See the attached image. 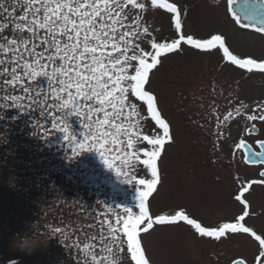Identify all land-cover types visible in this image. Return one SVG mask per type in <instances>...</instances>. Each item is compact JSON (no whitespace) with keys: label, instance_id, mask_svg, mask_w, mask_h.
Returning a JSON list of instances; mask_svg holds the SVG:
<instances>
[{"label":"rangeland","instance_id":"374dc122","mask_svg":"<svg viewBox=\"0 0 264 264\" xmlns=\"http://www.w3.org/2000/svg\"><path fill=\"white\" fill-rule=\"evenodd\" d=\"M163 2L180 8L185 36L203 39L221 34L234 55L250 57L258 63L264 61V36L239 27L225 3L216 0ZM137 3H143L144 9L128 5L122 13L127 17L126 27L118 26V33L134 30L137 22L139 31L148 28L147 34L133 40L136 53L154 51L153 43L178 39L172 14L167 9L153 5L151 0H137ZM5 7L11 11L13 6L5 0ZM15 15H20V11ZM11 29L10 24L4 35L16 36ZM10 57L11 52L7 57L0 53V59ZM160 60L161 63L150 71L145 88L157 97V108L169 124L171 141L165 142L157 159L160 182L146 201L149 215H175L183 210L205 228L218 227L228 220L234 222L238 212L224 219L227 210L226 213L214 211L225 203L224 188L216 178L214 161L221 163L224 156H240L236 145L239 133L237 135L234 126L231 131L225 128L227 113L223 112H228V108H220V94L225 91L226 94L236 81L247 83L249 91L264 94L263 84L259 83L264 79V70L253 66L249 71L232 65L219 47L201 51L183 42L180 50L162 54ZM11 66H0V71L3 67L10 70ZM6 78L0 75V80ZM27 83L40 91L48 87V78L41 76ZM2 87L0 96L23 94L19 88ZM215 89L221 93L213 95ZM67 119L73 135L82 140L85 129L81 119L76 116ZM51 123L50 118L40 115L35 105L19 109L10 99H0V264H10L14 260L18 264H87L91 257L81 255L84 246H76L78 236L70 233V239L64 242L63 233L51 236L50 229L76 228L80 221L92 224L89 231L98 236L101 229L107 228L102 221L107 219L112 223L117 216L124 217L125 208L139 214V195L145 188L138 181L151 178L150 169L143 164V150H151V145L142 139L134 140L133 147L127 149L131 155L126 159L123 155L113 159L116 153H105L113 165L109 168L95 150L73 155L64 134L51 130ZM138 127L141 136L162 135L146 109L140 112ZM12 184L15 186H10ZM243 220V225L252 230L247 236L255 241L253 232L261 226L255 211ZM26 225L33 232L40 229L51 236L48 246L31 255L13 250L9 246L10 239L27 231ZM224 236L219 239L202 237L193 226L180 221L154 224L147 232L140 231L138 239L149 264H227L230 261L228 253L219 250L212 255L207 251L210 246L205 245ZM119 239L125 243L114 244L111 252L103 255L108 256L110 264H133L122 226ZM247 246L251 247L249 241ZM99 247L97 244L98 255ZM246 261L257 264L255 243Z\"/></svg>","mask_w":264,"mask_h":264},{"label":"snow or ice","instance_id":"6c2138e0","mask_svg":"<svg viewBox=\"0 0 264 264\" xmlns=\"http://www.w3.org/2000/svg\"><path fill=\"white\" fill-rule=\"evenodd\" d=\"M151 2L172 14L179 37L172 42L153 43L151 47L154 51L141 50L136 53L133 40L147 34L148 28L139 31L137 22L134 30L118 33V26L126 27L124 20L127 17L122 13L128 5L144 9V4H138L137 0H7L13 6L11 11L5 7V0H0V53L7 57L11 52L10 58L0 59V66L12 65L10 70L3 67L0 71V75L7 77L0 80V91L4 90L2 86L9 85L13 86V90L19 88L23 93H5L0 99H10L19 109L26 105H35L40 109L42 117L51 119V130L64 134V140L73 155L85 150H95L109 168L113 165L105 153H116L113 159H118L121 155L126 159L131 155L127 149L133 147L134 140L142 139L151 145V150H143V164L150 169L151 178L138 181L145 188L140 191L138 215L132 209L125 208L124 217L117 216L112 223L107 219L102 221L107 228L101 229L98 236L90 233L92 224H83L80 221H77L76 228L50 229L51 236L63 233L64 242L70 239V233L78 236L76 246H84L81 255L84 258L91 257L87 264H110L108 256L103 254L110 253L114 244L125 243L119 239L121 226L133 264H149L138 235L140 231L147 232L152 229L154 224L166 225L185 221L200 236L217 239L229 232L252 231L240 223L248 215L247 211L235 223L224 222L215 228L203 227L195 219L189 218L183 210L175 215H149L146 201L160 182L157 159L165 142L171 141L169 124L161 117L157 108V97L145 88L149 82V73L161 63L162 54L180 50L182 42L201 51L219 47L232 65L249 71L253 66L264 70V62L257 63L250 57L240 58L229 51L225 45V37L221 34H211L203 39L185 36L180 8L163 0ZM237 3L239 0H228L230 8ZM18 10L20 15L17 16L15 13ZM240 11L243 15L234 8L231 11L239 27L255 28L264 33V8H257L252 0H244ZM10 24L11 31L17 34L11 38L4 35V30ZM129 51H132L131 55ZM41 76L48 78V87L35 91L27 82L37 81ZM144 109L162 130V135H140L138 117ZM69 116L81 119L85 129L82 140L73 135L67 119ZM248 118L255 120L257 117ZM249 131L254 132L255 128ZM239 146L245 148L246 160L250 163L264 158V140L259 141L262 149L259 152H254L243 141ZM243 191L235 199L245 203L247 207L242 200ZM256 238L264 245V239L259 236ZM97 244L100 245V255L97 254ZM261 254L264 255V252ZM235 264H243V261Z\"/></svg>","mask_w":264,"mask_h":264},{"label":"flooded vegetation","instance_id":"af4514ba","mask_svg":"<svg viewBox=\"0 0 264 264\" xmlns=\"http://www.w3.org/2000/svg\"><path fill=\"white\" fill-rule=\"evenodd\" d=\"M216 1L225 3L228 13L231 14L234 5L230 8L228 0ZM239 2H244V0H239ZM252 2L264 3V0H252ZM248 29L264 36V33L258 32L255 28ZM259 83L263 84L264 87V79H261ZM225 92L221 95L222 93L218 89H215L213 95L215 93H221L220 97L222 102L219 106L220 108L223 106L228 108V112H223V114L227 113L226 130L231 131V127H235L237 135L239 133L238 138H236L237 146L243 141L244 144L250 146L254 152L262 151L259 147V141L264 140V119L261 118L264 117V94L258 91H249L247 83L241 81H236L230 86L226 94ZM250 116H255L257 118L252 120L248 118ZM238 119L240 120L237 122ZM252 128H255L254 132L249 131V129ZM238 150L240 153L239 157L224 156L222 158L224 159L223 162L218 163L219 161H214L216 164L214 172L216 178L224 188L225 195L224 206L219 205L214 211L217 210L221 213H226L227 210L228 214L224 219L233 216L232 212H238V218L243 215L245 211H247L248 214L255 211L261 226L255 232V241H252V239L247 236L248 233L237 232L238 234L227 233L220 240L207 242L205 245H208V247L210 246L207 251L210 250L209 253L212 255L218 253L219 250L228 253L230 261L227 264H232L238 259L247 262L246 256L253 253L255 243L257 255L256 262L257 264H264V255L261 254L264 252V245H261L260 241L256 238V236H259L261 239H264V175H262L264 174V158L258 160L256 163L250 164L246 160V153L242 149V146H239ZM242 190H244L242 200L246 202L247 207L245 203L235 199L237 195H240ZM214 220H217L216 216ZM243 221L244 220L240 221V223L243 224ZM225 222H230V220ZM248 241L251 247L247 246Z\"/></svg>","mask_w":264,"mask_h":264},{"label":"clouds","instance_id":"9594fccd","mask_svg":"<svg viewBox=\"0 0 264 264\" xmlns=\"http://www.w3.org/2000/svg\"><path fill=\"white\" fill-rule=\"evenodd\" d=\"M10 186L14 187L15 185L12 184ZM26 228L27 231L24 233H17L10 239L9 246L13 250L31 255L38 249L48 246L51 236L42 233L40 229H38L36 232H33L28 228L27 225ZM10 264H18V261H11Z\"/></svg>","mask_w":264,"mask_h":264},{"label":"water","instance_id":"95a60500","mask_svg":"<svg viewBox=\"0 0 264 264\" xmlns=\"http://www.w3.org/2000/svg\"><path fill=\"white\" fill-rule=\"evenodd\" d=\"M254 3L256 4V7L257 8H264V3H260V2H254ZM243 6H244V2H239L236 5H234V10L237 13H239L240 15H243V13L240 11L241 10V7H243ZM242 149L245 151V148L243 146H242ZM245 153H246V151H245ZM250 164H252V163H250ZM237 261H243V264H248L247 262H245L242 259L235 260L232 264H235V262H237Z\"/></svg>","mask_w":264,"mask_h":264}]
</instances>
